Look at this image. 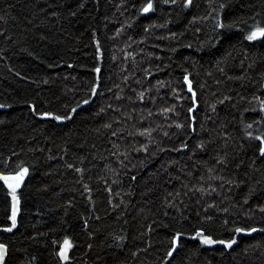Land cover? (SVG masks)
I'll list each match as a JSON object with an SVG mask.
<instances>
[{"label": "trees", "instance_id": "trees-1", "mask_svg": "<svg viewBox=\"0 0 264 264\" xmlns=\"http://www.w3.org/2000/svg\"><path fill=\"white\" fill-rule=\"evenodd\" d=\"M142 2L144 0H129L117 8L120 0H84L85 7L77 9V0H0V17H3L0 19V48L4 49L0 56V103L6 102L13 106L11 109H0V114H7L13 120L8 125L0 126V152L8 155L9 150L19 151L24 148L26 154L21 155L20 159L35 162V171L31 172L27 180L28 187L23 189L22 212L18 217L17 229L13 233L0 231V241L10 245L11 258L8 264H17V261L24 259V255L16 251L21 248L37 256L36 264H56L51 255L50 241L53 238L62 239L63 235L72 236L78 244L74 249L75 264H85V261L87 264H112V253L115 250L106 247L111 243V238L103 240L101 235L91 240L87 230L82 227L81 215L88 216L91 208L86 203L87 197L80 194L83 191L80 176L65 167L66 162L74 163L77 157L85 158L83 165L77 162L76 166L85 169L83 183L92 188L96 214L102 218L100 222L90 219L89 230L102 229L104 233H119L122 228L125 229L129 238L125 242L124 255L130 264H159L161 254L168 244L165 239L168 231L159 226V221L164 220L162 212L167 210L162 202L167 192L181 190L183 185L198 187L199 183L205 187L208 183L218 186V181H208L207 168L216 167L212 157L221 146V141L216 139L221 125H228L227 130L232 133L228 151L235 157L221 174L240 175L253 158L256 142L244 141L238 124V110L250 107L247 99L241 100L240 97L250 98L253 94L264 96V90L258 92L262 82L260 74L264 73V43L244 41L242 34L234 30L230 38L214 47L210 46L213 41L209 38L214 36L213 21L209 19L189 23L192 16L208 14L210 8L206 0H193L190 10L178 7L170 12L169 6H162L154 14H143L131 28L126 25L120 35H115L121 24L126 21L132 23L136 12L131 4L135 3L138 8ZM221 2L228 5L224 10L226 22L246 18L253 12H264V0H212V7H218ZM46 3L54 5L48 11L56 10L61 15L51 17L47 11H41ZM70 9L77 11L75 17L69 15ZM169 15L171 22L167 27L152 28L148 33L143 31L153 21L163 24ZM197 28L200 32L196 31ZM93 29L101 42L102 58L96 55ZM169 32L177 33V38H170ZM41 34L46 35L48 40L40 41ZM129 36L133 38L132 41L128 40ZM142 37L146 38L141 41ZM129 44L131 47H126ZM188 44L192 47H187ZM24 48L36 55L29 56L22 51ZM125 51L134 55L126 57ZM241 61H244V68L255 62L245 73L246 79L228 80L217 70L223 67L227 76H240L243 71ZM49 64L55 66L49 67ZM97 66L101 68L99 74L93 71ZM149 66L152 75L145 76L143 70ZM185 71L190 74L196 92L198 111L194 109L192 113L197 117L195 133L187 128L190 115L187 109L192 106V100L182 81ZM16 72H20L21 76H16ZM97 75L101 82L98 90L100 94L92 97L87 105H81L72 120H42L33 116L28 105L23 103L24 100L34 99L41 110L54 108L64 111L63 105L75 106L80 100L88 99L89 88ZM126 75L129 76L127 81L123 79ZM45 78L48 79L47 84L34 82ZM216 80L220 83H214ZM157 81L164 82L165 86L157 85ZM172 88L179 90L183 97L181 101L174 99ZM145 89H150L145 93V100H136L133 90L140 92ZM224 95L232 96L236 107L225 102L223 105L217 104L215 113L211 112L208 106ZM117 96L121 99H116ZM149 96L155 98L154 102L148 100ZM171 104H176L178 116L172 112L165 114L158 111ZM108 105L112 107L108 108ZM101 107L106 108V111L97 115ZM149 111L152 112L151 116L148 115ZM142 116L144 119H141ZM252 118L254 114H245V119ZM173 121L185 124V128L177 129ZM105 123H111L112 128L105 129ZM144 128L155 129L151 133L155 143L149 146L148 153L135 152V147L147 142V137L138 134V130ZM111 131H117L119 135L112 137ZM164 132H168V136ZM185 140L189 149L173 150L178 149ZM199 140L206 142V149L191 153L190 149ZM210 140L215 142L207 143ZM114 144L120 145L118 151L129 152L125 160L127 168H120L116 157L111 155L117 151ZM65 147L67 155L63 153ZM29 148L35 151L27 152ZM160 148L165 151H160ZM49 154L57 158L49 160ZM241 159L245 163L237 170L234 165ZM170 161L176 163L171 164ZM105 164L121 173V183L112 185V188L113 193L122 190L126 206L122 205L115 213L108 209L104 180L100 178L104 177L111 182L117 177L112 176ZM188 172H192V176H188ZM201 175L205 177L204 181H200ZM131 176L136 177L135 181L130 179ZM43 185H47L46 190L42 188ZM183 191H187V188H183ZM244 191L243 187L233 188L231 192H228L227 187L223 190L218 188L222 194L212 193L211 197L189 192L187 197L181 198L188 205L184 214L191 219V224H178L172 219L177 216L174 211L169 212L165 222L190 233L196 224V213L201 211L199 204L205 201L210 203L212 199L220 204L227 196L229 200L224 201L223 206L240 205L231 211L241 214L255 211L250 219L238 216L241 222L264 226L261 214L255 209L257 203L264 202V191H258L247 206L240 202ZM68 200L73 201L71 207L65 204ZM116 200L118 202L119 198ZM37 206L43 215H36ZM140 209H144V212ZM7 211L8 203L0 187V222L5 221ZM121 211L124 215L117 220ZM216 215L219 223L223 217ZM125 220L127 223H124ZM153 220L157 221L153 225L155 231L150 236L153 246L138 257H132L131 252L136 247H146L149 234L145 228ZM213 232L214 238H225L222 229L217 227ZM36 233L45 235L36 236L35 240L29 239ZM141 233H144L142 237ZM256 242L264 245V233L238 236L234 251L225 250L221 245H200L198 239L186 235L184 247L174 264H182L185 256L191 257L188 264H264V248L243 252L245 247ZM87 243L94 244L90 253L86 248ZM85 253L87 255H83ZM97 255L103 257V261H96Z\"/></svg>", "mask_w": 264, "mask_h": 264}, {"label": "snow or ice", "instance_id": "snow-or-ice-1", "mask_svg": "<svg viewBox=\"0 0 264 264\" xmlns=\"http://www.w3.org/2000/svg\"><path fill=\"white\" fill-rule=\"evenodd\" d=\"M129 0H120V4L117 5V8L127 4ZM210 11L207 15L204 16H192L191 21L189 23H194L197 20H209L213 21V33L214 36L210 37V41L213 43L210 46H215L216 44L221 43V41L230 38L233 31H237L242 34L243 40L247 42H262L264 43V12H253L250 16L243 18V19H236L230 20L226 22V18L224 16V10L228 7V5L224 2L218 4V7H212V0H206ZM162 6H169V10L182 7L185 10H190L193 6V0H144L137 8L135 3L131 4V7L136 12V15L132 18V23L125 22V24H121L120 28L116 29L115 35H120L121 31L124 30L125 26L127 25L128 28H131L132 25L143 15V14H154L158 10L162 9ZM85 7L84 0H77V9H83ZM54 8L53 4H45L42 7L41 11H47L48 15L51 17H59L61 13L56 10L48 11L49 9ZM69 15L75 17L77 15V11L69 10ZM3 19V17H0ZM171 22V16L169 15L168 18L165 20L163 24L156 23L155 21L147 24L143 31L148 33L152 28H165L167 24ZM197 32H200V29H196ZM177 33L169 32L168 36L172 39L177 38ZM182 35V33L180 34ZM146 37H142L141 41ZM163 39V37H161ZM40 41L48 40V37L44 34L39 36ZM93 40L95 43L96 48V55L97 57L103 56V51L101 48V42L98 38H96L95 30L93 29ZM128 40L132 41L133 38L131 36L128 37ZM137 41H133L136 43ZM126 47H131V45H126ZM187 47H192L191 44H188ZM22 51L26 52L29 56H35L34 52H30L27 48L22 49ZM171 51L175 52L176 49H171ZM4 49L0 48V56H2ZM124 55L126 57L133 56V53L125 51ZM230 55V53H229ZM6 58V57H5ZM36 59H39V56H36ZM115 59V57H113ZM63 62V61H62ZM219 63V61H218ZM254 61L248 64L247 68H244V61H241V68L243 69L240 76L232 77L227 76L225 73V69L223 67H219L217 70L225 76L226 79H237L242 80L246 79L245 73L248 72L254 65ZM55 65L49 64V67H54ZM71 67V65H69ZM149 68L144 69L145 76H151L152 71ZM11 70V66H9ZM93 71L97 74L101 72V68L97 66ZM16 76H21L20 72L15 73ZM134 75V73L132 74ZM211 75V73H209ZM190 74L185 71L182 76L183 83L187 86V91L191 94L192 106L187 109V112L190 114L188 121H187V128L192 132H196V124L197 121L196 115L192 114L194 109L198 111L197 108V100H196V92L193 90V81L189 78ZM261 76V83H260V90H264V73L260 74ZM24 79H28V77H23ZM123 79L127 81L129 76H124ZM35 83H48V79L45 78L43 81H34ZM139 83V81H137ZM157 85L164 87L165 84L162 81H157ZM214 83L219 84L220 81L216 80ZM118 87V86H116ZM202 87V86H201ZM101 88L100 78L97 75L96 80L92 83L91 87L88 91V99L80 100L75 106L63 105L64 111H60L57 109H49V110H41L38 107L36 101L33 100H24L23 103L28 105L30 113L35 116L39 117L45 121L51 122H64L73 119L74 114H76L77 109L81 105H87L92 97L99 95V89ZM111 91V89H108ZM136 100L144 101L145 100V93L150 91V89H145L144 91L135 92ZM172 96L176 101H181L183 97L180 95V92L177 88L171 89ZM116 99H121L120 96H117ZM129 100L132 97H128ZM241 100L247 99L248 104L250 107H244L242 110H238V115L240 119L238 120V124L240 125V130L242 132V136L245 142H256V148L253 155L246 166V170L240 175H226L221 174V172L226 169L231 163L232 160L235 159L228 151L229 144L232 139V133H230L228 129V125H221L220 131L216 139L221 141L220 149L216 151L214 157L212 159L215 161L216 167H208L207 173L209 174L207 179L208 181H218V186H214L212 183H208L207 187L204 186L203 183H199V186L193 185L192 187H188L187 185H183L181 190H177L175 192H167L166 195L163 197V205L167 210L162 212L164 220L159 221V226L163 229L168 231L167 239L168 244L166 250L161 254V258L159 260V264H174L177 260L179 253L182 251L184 244L183 240L186 235H191L193 239H198L200 245H221L225 250L234 251V246L238 243V236L240 235H250L253 233H264V226H253L247 223L241 222L237 217L242 215L246 219H250L251 216L255 215V211H249L244 213H239L238 211H231L230 209H238L240 205L237 204H230L229 206H223L224 201L229 200V197L225 196L224 201H221L220 204L216 202L215 199H212L209 203L205 201L203 204H199L201 211L196 213V224L192 226L190 233L178 230L175 227H172L170 224L166 223L165 220L169 218V212L174 211L177 216H173L172 219L176 220L179 223H188L191 224V219L185 216V212L188 210V205L184 202L181 198L187 197L189 192L192 193H200L202 196L207 195L211 197L212 193H216L217 195H221L222 192H218V188L223 190L227 187L228 192H231L233 188L240 189L243 187L245 189L244 193L240 196V202L242 205L247 206L249 205V201L253 200V197L256 196L258 191H264V96L260 94H253L250 98L240 97ZM148 100L154 102L155 98L149 96ZM225 102L232 104V107L235 108L236 105L233 103V97L230 95H224L222 98L217 99L215 103L210 104L208 107L211 112H216L217 104L223 105ZM13 106L9 103H0V109H11ZM111 105H108V108H111ZM176 104H171L166 108L158 109L159 112L162 113H175L177 116L179 113L176 111ZM106 111V108L101 107L99 109L100 113ZM246 113L254 114V118L252 119H245ZM148 115L151 116L152 112L149 111ZM141 119H144L142 116ZM205 119H211V117H205ZM235 119V117H233ZM12 118L7 114H0V126H5L12 123ZM175 127L177 129L185 128V124L178 123L173 121ZM105 129H111V123H105L103 125ZM201 128L203 125L201 124ZM124 130H121V132ZM155 131V129L151 128H144L142 130H138V134L140 136L147 137V142L139 144L135 147V152L148 153L149 146L154 144L155 141L152 138L151 133ZM136 133H128V135H135ZM119 133L117 131H111L112 137H117ZM165 136H168V132H164ZM123 137L121 136V139ZM214 140H210L207 143H213ZM206 142L203 140H199L196 142L195 146L190 149V152L195 154L197 151H202L206 149ZM114 148L117 151L111 153L112 156L116 157L117 163L120 168H127L125 164V160H127L129 156V152L127 150L120 152L118 151L120 148L119 144H114ZM181 149H189V144L187 141H183L180 143L178 149H173L174 151H180ZM35 149L29 148L27 152H33ZM160 151H165L164 148H160ZM49 153H51V149H49ZM64 155H67V148L63 149ZM25 149L20 148L19 151L9 150L8 155H4L3 152H0V182L2 185L0 187L3 188L5 200L8 203V211L6 212V219L4 222H0V231L6 233H13L14 229L18 227V217L21 215L22 212V194L23 189L28 187L27 180L31 177V172L35 171V162L28 160V159H20L21 155H25ZM59 155V154H58ZM57 157L52 156L49 154L48 159H56ZM60 159H63V156H60ZM84 157H77V161L74 163H65V167L67 169L73 170L80 176V183L83 191L80 193L82 196H86L87 200L86 203L90 205L91 211L89 212L88 216L81 215L82 220V227L84 230H87V235L91 240H95L98 236H103V240H107L111 238V243L107 244L106 247L110 249H114L115 251L112 253L113 259L112 264H130L127 257L124 255L126 249V241L128 240V234L125 229H121L119 233L109 231L104 233L102 229H95L89 230V220H94L96 222L101 221V216L96 214V201L93 199V190L87 183H83V173L85 169L82 166H76L77 162L80 165H83ZM101 159H105L101 157ZM258 161L260 162L258 164ZM171 164H175L176 161H170ZM202 163H207V161H203ZM244 160L241 159L238 163L234 165V168L239 170L242 165H244ZM133 168L135 165L132 166ZM187 167V165H185ZM105 168H108L111 172L112 176L117 177V179L111 180L109 182L108 179L101 177L100 179L104 180V190L107 194V206L108 209L115 213L121 209L122 205H125L124 194L122 190H117L113 193L112 185H119L121 183L119 176L121 173L117 169H113L110 165L105 164ZM219 169L220 171H218ZM250 172L252 175H250ZM254 174H259L258 177H255ZM188 176H192V172L187 173ZM131 180L135 181L136 177L131 176ZM176 179H179L177 177ZM200 181H204L205 177L203 175L200 176ZM171 183V180H169ZM43 189H47V185L42 186ZM183 188H187V191H183ZM131 186H129V193H131ZM27 199L26 195L24 197ZM116 198H119L118 202ZM68 207L73 205L72 200H68L65 202ZM126 206V205H125ZM255 209L259 211L261 214V220L264 221V202L257 203L255 205ZM36 215L41 216L43 213L41 212L40 208L37 206ZM139 211L144 212V209H140ZM212 213V214H210ZM67 211H65V215H67ZM108 213H105L107 215ZM220 214L223 218L219 220L217 223V215ZM124 213L121 211L119 216H117V220L122 217ZM66 223V222H65ZM127 223V220L124 221ZM154 224H157L156 220L151 221L146 225L145 232L149 234V240L146 242V247L140 248L136 247L135 251L131 252L132 257H138L139 254L147 252L148 248H151L153 245L150 240L151 233L155 231L153 227ZM220 228L225 233V238H214L215 233L213 232L214 228ZM45 235L44 233H36L35 236L30 237L29 239L35 240L36 236ZM141 237L144 233L140 234ZM103 240L101 243H103ZM52 245V252L51 255L56 260V264H75V255L74 249L78 247L76 241H74L72 236L63 235L62 239H51L50 241ZM86 248L90 253L94 249L93 243H87ZM264 248L260 242H256L254 245H248L243 249L244 253H247L250 249H260ZM16 251L22 253L24 255V259L17 261V264H36L37 256L34 254H29L26 248L17 249ZM71 253V254H70ZM264 254V253H262ZM87 255V253L83 254ZM11 258V251L10 245L7 242L0 241V264H8V261ZM191 259L190 256H185L182 264H188V261ZM96 261H103V257L97 255ZM87 264V261H85Z\"/></svg>", "mask_w": 264, "mask_h": 264}]
</instances>
